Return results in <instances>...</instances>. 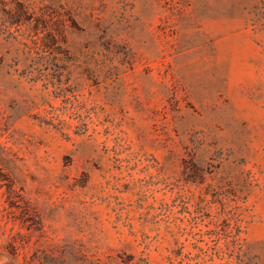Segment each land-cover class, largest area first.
Segmentation results:
<instances>
[{
    "label": "rangeland",
    "instance_id": "1",
    "mask_svg": "<svg viewBox=\"0 0 264 264\" xmlns=\"http://www.w3.org/2000/svg\"><path fill=\"white\" fill-rule=\"evenodd\" d=\"M225 217L198 264H264V0H0V264H169Z\"/></svg>",
    "mask_w": 264,
    "mask_h": 264
},
{
    "label": "trees",
    "instance_id": "2",
    "mask_svg": "<svg viewBox=\"0 0 264 264\" xmlns=\"http://www.w3.org/2000/svg\"><path fill=\"white\" fill-rule=\"evenodd\" d=\"M211 220L205 223L206 229L202 231L198 228L196 233L200 236L196 239L197 241H204L205 247L200 246L197 241L193 242V246L198 248V252L191 254L190 251H182L183 245H179L171 250V253L167 255L169 264H198L200 262L199 256L201 252H209V259H212L214 253L218 252V248L222 249L221 257L230 256L234 252V241L238 234V226L232 224L228 217L223 218L221 227H209ZM206 234L208 240H205L202 235ZM222 241V244L219 242ZM212 264V263H210Z\"/></svg>",
    "mask_w": 264,
    "mask_h": 264
}]
</instances>
